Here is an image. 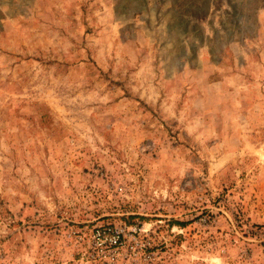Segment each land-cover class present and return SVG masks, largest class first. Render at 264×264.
I'll return each mask as SVG.
<instances>
[{
  "label": "rangeland",
  "instance_id": "374dc122",
  "mask_svg": "<svg viewBox=\"0 0 264 264\" xmlns=\"http://www.w3.org/2000/svg\"><path fill=\"white\" fill-rule=\"evenodd\" d=\"M264 264V0H0V264Z\"/></svg>",
  "mask_w": 264,
  "mask_h": 264
},
{
  "label": "built area",
  "instance_id": "2783aa9c",
  "mask_svg": "<svg viewBox=\"0 0 264 264\" xmlns=\"http://www.w3.org/2000/svg\"><path fill=\"white\" fill-rule=\"evenodd\" d=\"M144 232L137 224L92 221L70 229L67 236L84 264H133L149 258Z\"/></svg>",
  "mask_w": 264,
  "mask_h": 264
}]
</instances>
